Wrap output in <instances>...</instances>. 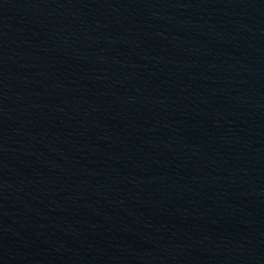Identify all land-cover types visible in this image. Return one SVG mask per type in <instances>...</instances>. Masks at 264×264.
<instances>
[{
	"label": "water",
	"instance_id": "obj_1",
	"mask_svg": "<svg viewBox=\"0 0 264 264\" xmlns=\"http://www.w3.org/2000/svg\"><path fill=\"white\" fill-rule=\"evenodd\" d=\"M0 264H264V0H0Z\"/></svg>",
	"mask_w": 264,
	"mask_h": 264
}]
</instances>
